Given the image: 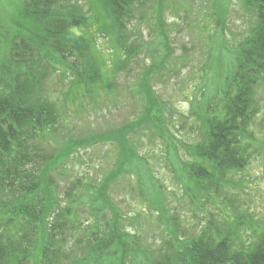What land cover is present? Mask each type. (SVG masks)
Masks as SVG:
<instances>
[{"label": "trees", "instance_id": "1", "mask_svg": "<svg viewBox=\"0 0 264 264\" xmlns=\"http://www.w3.org/2000/svg\"><path fill=\"white\" fill-rule=\"evenodd\" d=\"M153 2L94 0L82 5L80 0H9V19L0 6V264H264V232L247 244L238 223L226 222L213 232L209 228L181 236L172 226L178 219L166 215L169 252L157 260V255L141 248L137 234L125 225L128 217L111 199V181L135 175L151 209L167 214L163 185L144 156L137 154L133 139L141 130L152 128L162 142H170L185 194L198 201L211 192L223 195L231 183L227 175L246 168L264 151V140L258 147L253 129L261 112L257 91L264 85V0H241L251 16L249 31L235 48L224 44L227 57L216 59L220 70L209 78L208 95L201 108L193 105L201 111L199 139L182 142L186 158L171 143L174 136L152 85L171 51L163 13ZM158 3L164 9L165 0ZM151 4L155 11L147 16ZM137 11L148 25L152 20L158 24L159 41L151 44L141 35L138 40L128 34L126 21ZM93 20L119 52L110 76L93 49L96 38L88 35ZM148 46L153 64L127 85L130 97L145 103L140 117L96 134L97 141L70 140L54 151L51 137L60 130L65 113L44 92L51 73H59L63 80L72 75L69 98L82 93L94 102L103 97L118 105L122 94L118 78L123 72L135 73L131 66ZM162 46L168 53L161 56ZM101 142L118 148L114 167L101 181L74 177L64 190L63 181L51 180L68 176L69 162L78 151ZM69 246H76V251L66 250Z\"/></svg>", "mask_w": 264, "mask_h": 264}, {"label": "rangeland", "instance_id": "2", "mask_svg": "<svg viewBox=\"0 0 264 264\" xmlns=\"http://www.w3.org/2000/svg\"><path fill=\"white\" fill-rule=\"evenodd\" d=\"M80 1L82 5L94 2V0ZM150 1L151 3L154 1L155 7L158 6V11L163 13L162 24L166 29L171 48L166 59L167 63L153 77L152 85L165 109L164 122L174 136L171 143L173 142L178 147L180 155L186 158L188 154L182 149V142L193 143L199 139L201 111L195 110L193 105L201 108L199 105L210 91L209 78L220 70L216 65V59L227 57L223 52L224 44L235 48L246 37L251 16L241 0H165L162 10L159 8V3L156 4L157 0ZM1 5L3 16L9 19L6 10V7L10 6L9 0H0ZM149 9L147 16L155 11L152 4ZM89 14L92 12L89 11ZM140 17L142 15L137 11L129 21H126L128 34L134 35L138 40L142 36L141 38L151 44L159 41L158 24L151 19V24L148 25V22ZM99 28L98 23L93 20L88 35L96 38V43L92 42L93 49L101 59L100 67L104 68L106 76H110V68L119 52L114 50L112 42L100 32ZM149 48L148 46L132 64L131 67L135 68L133 75L128 76L127 72H123L118 78L122 91L118 105L103 97H99L97 102H94L83 97L82 93H79L76 99L74 96L69 98L72 75L63 80L59 73H51L44 92L47 98L65 113V121L59 125L60 130L51 137L50 143L54 151L66 147L70 140L73 143L84 139L97 141L96 134L119 128L140 117L145 103L140 101V97L134 99L130 97L127 85L133 84L139 75L146 72L153 64L148 52ZM158 50L161 56L168 53L164 46ZM81 62L85 64V61ZM213 94L214 92L211 95ZM257 99L261 112L256 118L253 129L258 136L259 147V143L264 140L262 124L264 85L258 88ZM141 131L135 134L133 139L138 147L137 154L139 152L140 157L144 156L148 169L164 186L161 190L164 188L167 214H159L151 209L135 175L112 180L109 191L116 206L124 216L128 217L125 219L127 229L137 234V240L146 253L157 255L159 260L160 255L166 256L169 252L166 243L170 224L165 219L169 216L178 219L174 222L172 219V226L178 228L179 233H183L181 236L198 235L209 228L213 232L214 227L222 228L226 226V222L232 225L238 223L239 235L247 244L253 241L257 234L264 232V151L253 158L246 168L227 175V180L231 183L223 188V195L211 192L198 201L185 194L179 180V162L177 163L175 156L171 157L170 154L171 147L168 145L170 142H162L152 128ZM49 150L53 151L50 147ZM117 156L118 148L115 145L98 143L89 149L78 151L76 159L69 162L68 176H58L57 180H51L55 184L63 181L64 190L68 186L67 181L74 177L99 182L114 167ZM142 164L136 162V165ZM146 181L149 183L147 179ZM76 248V246L65 247L73 253Z\"/></svg>", "mask_w": 264, "mask_h": 264}]
</instances>
